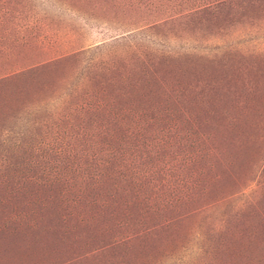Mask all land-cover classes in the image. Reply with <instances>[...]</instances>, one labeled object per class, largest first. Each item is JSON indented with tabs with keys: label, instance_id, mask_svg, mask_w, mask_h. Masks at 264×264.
I'll list each match as a JSON object with an SVG mask.
<instances>
[{
	"label": "rangeland",
	"instance_id": "rangeland-1",
	"mask_svg": "<svg viewBox=\"0 0 264 264\" xmlns=\"http://www.w3.org/2000/svg\"><path fill=\"white\" fill-rule=\"evenodd\" d=\"M0 264H264V0H0Z\"/></svg>",
	"mask_w": 264,
	"mask_h": 264
}]
</instances>
